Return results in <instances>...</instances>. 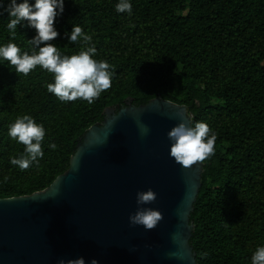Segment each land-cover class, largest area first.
I'll list each match as a JSON object with an SVG mask.
<instances>
[{"label": "trees", "instance_id": "1", "mask_svg": "<svg viewBox=\"0 0 264 264\" xmlns=\"http://www.w3.org/2000/svg\"><path fill=\"white\" fill-rule=\"evenodd\" d=\"M117 2L65 0L55 23L60 35L51 43L62 54L80 51L65 36L77 25L92 36L94 59L114 70L111 88L92 104L59 101L47 91L53 74L39 66L25 76L0 62V200L50 188L106 109L118 114L128 101L142 107L160 97L217 134L192 214L197 263L250 264L264 244V0H131V16L117 13ZM8 22L0 8V44L30 50L35 30L18 25L13 36ZM23 115L46 132L44 157L26 170L10 163L24 146L7 135Z\"/></svg>", "mask_w": 264, "mask_h": 264}, {"label": "water", "instance_id": "2", "mask_svg": "<svg viewBox=\"0 0 264 264\" xmlns=\"http://www.w3.org/2000/svg\"><path fill=\"white\" fill-rule=\"evenodd\" d=\"M186 106L157 98L105 111L78 145L71 167L48 189L0 200V264H58L83 257L99 264H198L192 214L204 164L185 169L169 156L167 133L186 120ZM115 115V116H114ZM142 126L149 129L141 134ZM163 219L152 230L132 226L136 193Z\"/></svg>", "mask_w": 264, "mask_h": 264}, {"label": "clouds", "instance_id": "3", "mask_svg": "<svg viewBox=\"0 0 264 264\" xmlns=\"http://www.w3.org/2000/svg\"><path fill=\"white\" fill-rule=\"evenodd\" d=\"M64 4L65 0H7L5 6V0H0V8L8 16L6 28L9 33L15 36L18 25L35 30L33 38L27 40L30 50H22L15 43L0 44V62L7 61L15 68L16 74L25 76L39 66L53 74V82L47 84V91L59 101L67 103L83 100L92 104L111 88L114 70L106 60L94 59L97 48L92 36L85 34L80 26L72 25L70 33L65 32L69 44L81 42L82 47L78 53L62 54L51 43L60 35L55 23L64 12ZM115 11L131 16V0H118ZM185 115L186 120L172 127L167 137L170 142V158L188 169L215 155L217 134L206 122H194L186 112ZM148 131L147 126H142V135H147ZM45 134L44 125L38 124L32 116H18L8 126L7 135L22 144L24 149L19 158L11 159L10 163L20 170L38 165L39 160L44 157L42 144ZM48 148L55 150L57 145L49 143ZM155 200L156 193L150 188L137 192V210L129 215L130 225L142 226L145 230L154 229L163 219L162 213L144 205ZM58 264H85V259H60ZM90 264H99V261L93 258ZM250 264H264V244L256 247Z\"/></svg>", "mask_w": 264, "mask_h": 264}, {"label": "rangeland", "instance_id": "4", "mask_svg": "<svg viewBox=\"0 0 264 264\" xmlns=\"http://www.w3.org/2000/svg\"><path fill=\"white\" fill-rule=\"evenodd\" d=\"M187 14V12L184 13V15Z\"/></svg>", "mask_w": 264, "mask_h": 264}]
</instances>
